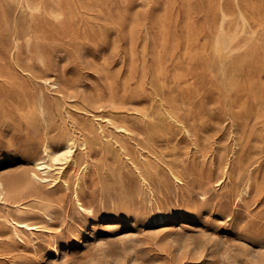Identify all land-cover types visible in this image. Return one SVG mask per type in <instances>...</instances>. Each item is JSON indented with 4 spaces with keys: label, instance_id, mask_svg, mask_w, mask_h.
<instances>
[{
    "label": "bare ground",
    "instance_id": "bare-ground-1",
    "mask_svg": "<svg viewBox=\"0 0 264 264\" xmlns=\"http://www.w3.org/2000/svg\"><path fill=\"white\" fill-rule=\"evenodd\" d=\"M104 1L1 0L0 22L7 26L10 18L7 6L12 4L20 9L23 37L21 41L16 37L10 40V54L13 68L29 79L30 84L0 70L1 83L6 87L0 89V105L3 94L13 89L23 100L17 107L28 115L37 112L44 118L47 110L53 111L55 116L51 117V123L54 122L55 133L52 137L60 138L61 143L51 145L44 142L41 156L33 159L29 169L0 175V201L5 204L8 199H14L19 215L7 218L0 227V254L9 253L15 244L34 241L41 220L49 222L57 217L58 210L51 206L36 208L22 205L19 202L21 188L31 190L42 186L48 192L71 189L76 209L90 211V205L83 201L80 191L87 173L96 175L89 172L93 159L88 154L91 149L102 158L119 146L126 157V165L138 176L147 200L151 202L154 199L143 167L145 163L136 159L129 147L118 144L108 131L111 127L113 132L124 135L129 129L124 120L105 112L103 103L107 100L101 86L72 92L69 97L81 104L76 106L65 98L62 78L45 73L49 68V58L43 47L47 39L45 34L55 32L73 38L75 20L79 18L82 29L86 30L92 23L86 15L94 10L102 13ZM137 1L141 12L120 15L109 23L112 30L118 29V22L126 23L129 34L127 48L115 50L118 68L111 71L107 57H103L100 63L107 82L108 101L117 109L122 107L127 92L140 95L146 91L150 106L139 115L149 134L144 140L149 142L154 136L150 133L160 129L165 133L183 134L189 141L186 157H178V164L168 169L177 186L184 183L182 168L189 160L191 163L197 159L202 162L208 160L210 168L214 169L217 154L219 161L223 160L219 168L221 175L216 178L204 176L199 184L203 187L211 184L226 187L225 179L230 180V159L224 160V153L231 149L230 158L236 163V178L240 177L241 171L246 172L242 185H236L235 181L234 198L247 207L264 191V174L260 175L253 166L259 162L260 156L244 157L242 154L247 141L259 143L260 136L264 135V0H164L159 13H149L154 0ZM179 19L182 21V34H176L173 29ZM113 41L115 47L117 41ZM22 50L28 54L25 65L16 61ZM119 78L121 94L113 91V83ZM131 81L134 82L133 90H130ZM199 95V100L190 101ZM208 97H211L212 104L220 103L219 109L225 117L222 122L227 133L225 140L232 139L231 144L220 143L217 149L207 137L201 138L194 131L197 130V122L203 118V105L207 104ZM61 108H65L63 115ZM256 150L260 152L259 148ZM67 166L72 168L71 173H68ZM58 214L61 216L60 212ZM158 216L164 221L163 212L158 211ZM105 243L98 240L90 249L102 248ZM54 253L55 257L49 260V264H60L63 256L57 247ZM221 254L225 258L232 257L229 248H224Z\"/></svg>",
    "mask_w": 264,
    "mask_h": 264
},
{
    "label": "rangeland",
    "instance_id": "rangeland-1",
    "mask_svg": "<svg viewBox=\"0 0 264 264\" xmlns=\"http://www.w3.org/2000/svg\"><path fill=\"white\" fill-rule=\"evenodd\" d=\"M163 1L154 0L149 13L161 12ZM138 4L137 0H105L101 4L102 13L94 10L86 15L92 21L90 27L83 30L78 18L73 24V38L55 32L45 34L47 39L43 47L49 58V68L45 73L62 78L63 94L72 104L81 105L77 99L69 97L72 92L101 86L107 100L103 103L105 112L124 120L129 129L124 135L113 132L111 127L108 131L118 144L129 147L136 159L145 163L143 167L153 190V201L149 202L142 192L138 176L126 165V157L118 149L119 146L102 158L91 149L87 151L88 154L94 161L98 160H91L89 172L96 175L87 173L80 191L83 201L90 205V211L76 209L71 189L48 192L42 186L31 190L21 188L19 202L22 205L36 208L48 205L58 210L61 216L57 212V217L51 221L41 220L34 235L35 240L27 241L26 238L27 243L13 245L9 253L0 254V264H49V260L55 257V247L63 256L60 264H264V191L262 196L252 199L247 207L236 202L235 181L236 185H242L246 172L241 171L240 177L236 178V163L230 158L231 149L224 153V160L230 159V180L225 179L226 187L220 188L216 184L203 187L199 184L204 176L216 178L221 175L219 168L223 160L219 161L217 154L214 169L210 168L208 160L202 162L197 159L193 163L189 160L182 168L184 183L177 186L168 169L178 164V157H186L189 141L183 134L165 133L160 129L150 131V136H154L149 142L144 140L148 131L139 115L140 111L150 106L146 91L140 95L127 92L122 107L118 106L117 109L108 101L107 82L100 70V63L103 57H107L111 62V71L117 69L119 63L114 57L115 50L127 48L129 34L126 23L118 22L117 30L109 29V23L120 15L141 12ZM7 11L9 25L0 22V70L30 84L29 79L13 68L10 54V40L16 37L21 41L23 37L24 23L20 9L11 4L7 6ZM173 29L176 34L183 33L181 19ZM114 39L118 48L114 47ZM27 56L22 50L16 56V61L25 65ZM1 82L0 79V89L4 90L6 87ZM130 84V90H133L134 82ZM113 91L121 94L120 78L113 83ZM203 93L206 92L203 90ZM207 95L211 96L209 92ZM199 98L200 95L190 101L195 102ZM2 99L0 175H5L29 169L33 159L41 156L44 142L59 145L61 139L52 137L55 133L54 122L51 123V117L55 116L53 111L47 110L44 118L35 111L28 115L17 107L18 102L23 100L13 89L6 91ZM213 105L211 97H208L207 104L203 105V118L197 122V130L194 131L201 138L207 137L217 149L220 143L231 144L232 139L225 140L226 128L222 126L225 117L219 109L220 103ZM64 111L65 108H61V115ZM260 138L259 143L247 141L242 154L244 157L260 156L259 162L253 166L262 175L264 135ZM66 169L68 173L73 171L69 166ZM91 177L96 178L90 180ZM158 211L163 212L164 221L159 219ZM18 216L14 199H8L5 204L0 201V227L7 218ZM98 240L105 241V245L90 249ZM224 248L231 250L232 257L225 258L221 254Z\"/></svg>",
    "mask_w": 264,
    "mask_h": 264
}]
</instances>
